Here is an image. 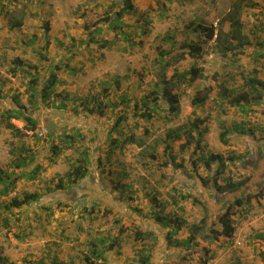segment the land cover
Segmentation results:
<instances>
[{
    "label": "rangeland",
    "instance_id": "rangeland-1",
    "mask_svg": "<svg viewBox=\"0 0 264 264\" xmlns=\"http://www.w3.org/2000/svg\"><path fill=\"white\" fill-rule=\"evenodd\" d=\"M125 1L0 0V109L17 108L13 98L16 96L21 105L29 108L28 113L37 119V132L45 131L41 140L35 142L30 132L28 137L20 140L5 125H0V167L6 166L12 159L10 151L14 147L26 142L45 168L37 180H21L16 191L10 197L3 198L7 201L25 192L43 195L40 201L8 213L13 225L7 231L0 230L3 253L16 264L49 262V251L52 255L57 254L58 262L85 264L81 259L87 252L89 240L97 235H116L118 226H122L125 234L121 247L119 251L108 253L106 264H139L135 262L137 253L149 249L154 250L153 264H199L206 256L212 257L210 264H264V193L238 211L234 219L237 229L232 239L221 237L211 241L200 237L196 249L192 248L187 259L183 258L185 250L178 253L180 249L166 246L169 228L161 229L153 218L164 206V215H176L191 225L206 221L207 226H212V221H215L214 228L222 230L217 223L221 203L210 184V175L202 163L194 169L190 161L189 154L195 143L187 152L182 149L185 138L172 142V153L177 156V162H182V158L188 160L183 169L177 170L169 163L164 154L165 145L160 141L168 130L196 117L207 121L202 128H208L203 138L208 151L236 158L234 163L227 162L224 173L216 176V184L224 188L228 179L233 182L249 181L247 188L253 189L254 193L259 190L256 182L261 172L264 173V160L263 168L254 175L253 169L245 165V158L255 155L258 147L264 152V106L248 116L238 109L220 108L219 85L222 83L228 88L239 89L243 84V75L250 74L264 80V59H257L253 55L254 48H248L237 59L235 66L231 58L223 59L213 50V44H204L201 58L177 62L168 71L170 77L175 68L183 72L198 67L205 76L191 87L181 89L179 116L169 121L166 117H170L168 105L164 101L160 105L165 113H159L163 119L157 117L150 123L140 120V129L137 130L132 116L135 103L140 104L142 96L149 95L156 83L158 67L154 60L162 36L170 33L177 42L195 43L199 40V31L194 30L201 26L216 27L237 0H131L138 10L147 12L152 20L147 35L137 39L144 41L142 47L133 49L119 42L110 50H99L96 44H89V32H94L98 27H103L104 31L100 36L94 34L96 39H115L116 33L109 31L106 27L108 23L104 20L115 17L125 6ZM245 4L242 13L245 31L250 35L256 32L264 40V0H245ZM20 17L23 26L11 30L10 22ZM138 19L139 16L133 13L123 17L126 24L138 26L135 32L139 31V22L142 23ZM225 29H228L227 23ZM30 40L35 41L34 46L29 45ZM39 49L46 50L42 52L44 55H38ZM16 58L32 66L29 70L39 76L41 84L47 79L51 68L59 65L62 69L58 75L63 85L57 92L69 95L65 107H60V101L57 107L52 106L54 103L51 102L33 111L28 103L29 76L20 71L13 75L9 71ZM69 67L78 71L76 76L68 72ZM115 79L118 83L114 82ZM103 83L109 84L108 95L117 107L90 114L83 109L85 105L82 101L98 95ZM122 96L128 97L131 102L127 109L129 125H124L123 129L146 139V145H128L107 161V143L104 140L120 112L125 110L121 103ZM105 97L102 95L103 100ZM195 97L206 98L205 105L194 107L192 100ZM78 105L77 112L75 107ZM13 122L18 128L25 125ZM238 124L244 125L246 134L233 130ZM144 127L150 129L149 134H145ZM225 129L232 130L227 144L220 139ZM78 131L82 136L78 144L90 146L93 152V185L83 191L78 187L79 192L73 191L70 199L56 192L48 194L47 189L54 187L68 171V158L77 156L75 147L67 148L51 164L48 159L51 153L49 135ZM98 157L103 163L100 167ZM194 158L197 156L194 155ZM166 163L168 165L165 167ZM203 181L208 182L207 185H203ZM180 192L190 194L191 198L181 199ZM92 193L102 200L101 207L96 213L87 215L86 209L90 210L93 205ZM171 195L180 199L178 206L173 204ZM48 207L54 211L49 212L46 210ZM108 209L110 213L106 212ZM23 229H26L28 237L25 241H19L17 236L21 235ZM137 229L152 232L158 241L146 239L136 242L134 233ZM189 235V229L182 227L175 238L184 240Z\"/></svg>",
    "mask_w": 264,
    "mask_h": 264
},
{
    "label": "trees",
    "instance_id": "trees-1",
    "mask_svg": "<svg viewBox=\"0 0 264 264\" xmlns=\"http://www.w3.org/2000/svg\"><path fill=\"white\" fill-rule=\"evenodd\" d=\"M245 0H237L233 3L228 13L218 21L216 27H199L194 31L198 32L199 40L195 43H181L177 42L173 34H165L161 38V45L158 47L157 57L154 63L158 67L156 72V83L149 95H144L141 98V103H135L133 110V119L136 122L135 128L140 129L139 121L142 120L144 123H150L155 118L163 119L160 116V112L165 113V110L161 107L160 102L164 101L168 105L169 116H166L170 121L175 119L181 113V107L179 100L181 98V89L191 87L198 80L205 78L202 70L198 67H192L189 70L179 72L176 68L174 69L173 75L168 76V71L177 62L184 61L188 58H201L204 54V44H213L212 49L217 51L218 54L223 58H231L236 66L238 58L245 54L248 48H254V54L257 59H264V40H261L257 36L256 32L254 35H250L245 31V26L242 21V13L245 9ZM133 13L139 16V31H136L138 26L128 25L124 22L123 17ZM107 24L109 31L116 33L114 40H98L94 37V34L100 36L103 33V27H98L94 32H89V44H96L99 50L111 49L116 46L119 42L127 45L129 48L142 47L144 41L137 40L147 35L152 24V20L148 16L147 12H141L134 6L131 0L125 1V6L121 11L117 12L116 16L104 20ZM226 23L228 29H225ZM23 26V19L15 18L10 22V29H18ZM134 30L127 31L126 29L131 28ZM255 40V42H254ZM202 42V43H201ZM29 45L34 46L35 41L30 40ZM34 49V48H33ZM41 50L37 52L39 56L44 55ZM47 53V52H46ZM233 58V59H232ZM45 59V58H44ZM68 72L72 76H76L78 71L76 69H70ZM29 69L32 66L24 64L22 60L16 58L13 61V66L10 68V73L17 74L19 71L22 74L29 76L28 82V103L30 107H33V111L39 110L41 105H47L52 102V106L57 107V102L60 101V107H65V101L69 97L66 93L57 92L58 88L63 85V80L59 77L58 73L61 71L59 65H55L51 68L49 75L45 82L41 84V80L37 74H33ZM243 84L239 89L228 88L224 84L219 85V106L223 108L226 106L228 109L234 108L240 110V112L248 116L252 113L257 112V108L264 106V80L257 77V75H243ZM115 83L118 81L115 79ZM109 84L103 83V87L98 95H93L90 98H86L82 101L85 105L83 109L87 110L90 114L95 112L101 113L106 109H115L117 104L110 99L108 95ZM106 94V95H105ZM102 95L106 96L103 100ZM16 107L10 109H0V125L5 127L13 133L16 138L20 140L29 136L28 132L32 133L35 142L41 140L40 133L38 130V121L34 118L33 114H29V108L20 104V100L16 96L13 97ZM206 98L195 97L192 100L194 107H203L205 105ZM121 103L125 106L120 112L119 118L114 122L110 131L108 132L106 140L107 143V161H110L112 156L116 155L117 151L122 152L128 145H137L144 147L146 145V139L139 137L134 132H126L123 129L124 125H129L130 116L127 113V109L130 108V100L126 96H122ZM91 106V107H89ZM80 106L75 107V111ZM78 112V111H77ZM165 117V118H166ZM13 121L25 123L23 128H18ZM206 119L196 117L195 120L189 121L183 125L173 127L168 130L165 136L160 141L165 145L164 154L168 157L169 163L177 170L183 169L184 164L188 161L186 158H182V162H177V156L172 153V142L175 140L186 139V142L182 144L183 151L189 152V147L194 144V149L190 152V161L194 166V169L198 166L197 164H203L205 169L210 175V184L218 195V200L221 203L220 216L217 219V223L222 226V230L215 229V221H212V226H207L206 221H201L198 224H189L185 219L180 218L176 215H164L165 207L161 206V211L156 212L153 215L155 223L161 228H169L166 236V246L176 247L180 249L178 253L186 251L183 258L187 259L192 248L197 247V240L200 237L214 241L219 240L221 237L232 239L236 232L235 217L240 209L244 205H250L252 199L258 198L264 193V173L261 172L259 178H257L256 185L258 191L254 193L253 189L247 188L248 182H233L228 179V184L224 188H220L216 184V176L224 173L227 168V162L234 163V157H225L221 154H216L208 151L207 146L204 143V133L208 131V128H202L206 124ZM235 125L233 129L237 133L246 134L247 129L244 125ZM241 128H239V127ZM129 127V126H128ZM145 134L150 133V129L147 127L143 128ZM232 130L225 129L220 134V139L223 144L228 143V135L231 134ZM55 136V138H54ZM80 131L69 134L63 132L61 134L52 133L49 135L48 143H50V154L49 162L54 164L56 159L63 154V151L67 148L75 147L77 156L75 158H68L69 169L65 175L58 179V182L54 187L47 189V193H60V195H66L70 199V195L73 191L79 192L77 188H81L82 191L88 187H91V176L93 175L92 166L93 161L91 156L93 152L90 146L78 144L81 138ZM119 152V153H120ZM10 154L12 159L9 163L0 167V230H8L12 225V220L8 213H13L14 209H21L24 206H29L32 203L38 202L42 199L43 195L39 193H28L25 192L22 196L16 195L11 197L9 200H3L8 198L11 194L16 191L18 183L21 180L35 181L37 180L45 168L37 160V154L26 145V142H22L20 146L14 147ZM194 155L197 158H194ZM185 157V156H184ZM244 160V159H243ZM264 160V152L258 147V151L255 155L249 158H245V165L250 167L254 171V175H257L263 168L262 161ZM98 167L102 166L101 158L98 157ZM168 164H165V167ZM196 172V171H194ZM256 173V174H255ZM193 177V176H191ZM190 177V178H191ZM250 178L249 180H252ZM203 185H207L203 181ZM175 192L178 190L174 189ZM91 192V191H90ZM94 192V191H93ZM91 199L93 205L90 210L86 209L87 215L96 213L100 210L101 199L95 198V194L92 193ZM59 195V194H58ZM91 195V194H89ZM260 195V196H257ZM123 196V194H122ZM179 196L183 200L191 198L190 194L179 193ZM86 197V196H85ZM74 199V198H73ZM173 204L179 205L180 199L176 195H171ZM76 200V199H75ZM78 200V199H77ZM74 201V200H72ZM49 212H53L54 209L48 207ZM110 213L108 209L106 211ZM182 227H187L190 231L188 238L180 240L175 238ZM207 231H209L207 233ZM125 234V229L122 226H118L117 234H108L106 236H95L92 237L87 244V252L81 259L85 264H106L108 262V253L115 252L121 247V242ZM135 241H144L146 239H153L158 241V238L154 236L152 232H142L137 229L134 233ZM19 241H25L28 237L26 229L21 231V235L17 236ZM119 251V250H118ZM153 249L144 250L137 253L135 262L139 264H153ZM49 255V262L38 261L32 264H64L58 262L57 254L52 255L51 251ZM199 264H210L212 257L206 256L202 258ZM74 261L71 262L73 264ZM0 264H16L9 260V258L3 253L0 247Z\"/></svg>",
    "mask_w": 264,
    "mask_h": 264
},
{
    "label": "built area",
    "instance_id": "built-area-1",
    "mask_svg": "<svg viewBox=\"0 0 264 264\" xmlns=\"http://www.w3.org/2000/svg\"><path fill=\"white\" fill-rule=\"evenodd\" d=\"M45 134V131L44 132H40V135H44Z\"/></svg>",
    "mask_w": 264,
    "mask_h": 264
}]
</instances>
